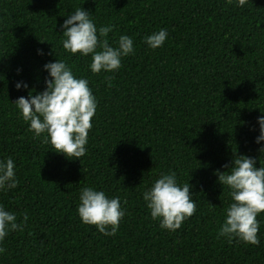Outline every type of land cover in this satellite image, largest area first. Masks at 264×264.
<instances>
[{
    "label": "trees",
    "instance_id": "16d2710c",
    "mask_svg": "<svg viewBox=\"0 0 264 264\" xmlns=\"http://www.w3.org/2000/svg\"><path fill=\"white\" fill-rule=\"evenodd\" d=\"M234 3L0 0V158L14 159L18 181L0 191V204L23 223L0 242V264H264V212L259 244L216 235L229 198L215 170H225L235 151L259 155L256 117L264 115V0ZM80 6L97 27L114 26L109 43L133 38L134 52L118 70L92 73L90 56L61 47L60 24ZM160 28L168 37L149 49L143 37ZM55 55L88 79L97 99L80 160L34 137L11 102L43 89L42 65ZM16 81L29 89L17 90ZM169 170L190 184L196 205L175 231L151 219L141 196ZM86 185L120 197L125 214L114 235L80 222Z\"/></svg>",
    "mask_w": 264,
    "mask_h": 264
},
{
    "label": "clouds",
    "instance_id": "9594fccd",
    "mask_svg": "<svg viewBox=\"0 0 264 264\" xmlns=\"http://www.w3.org/2000/svg\"><path fill=\"white\" fill-rule=\"evenodd\" d=\"M228 2L232 3V0ZM247 2L235 0L234 6L243 8ZM113 27L112 24L97 27L90 11L77 7L60 24L61 47L71 54L90 56L88 67L92 73L114 72L121 67L122 58L134 52V47L133 38L126 34H120L109 43L108 34ZM167 37V30L160 28L145 35L143 40L149 49H156ZM37 54L45 53L38 48ZM55 57L42 65L47 72L43 89L35 91L29 89L26 81H16L14 87L17 90H29L27 96L20 95L11 102L34 137H41L43 143L51 145L50 149L67 159L80 160L87 151L88 130L92 128L97 99L88 79L75 75L64 60ZM256 121L258 135L254 142L258 145L259 155L253 157L235 151L230 162L222 166L225 170H215L217 181L223 189L227 188L229 198L216 235L228 242L233 238L253 245L260 242L257 233L261 221L257 216L264 212V162L261 161L264 157V115H258ZM17 183L14 159L11 156L0 158V191L14 189ZM141 196L151 219L158 220L159 226L169 231L178 229L196 209L190 184L178 181L172 170L161 172L142 190ZM121 203L119 196L110 197L103 189L86 185L79 190L76 213L81 223L95 225L96 230L106 236L114 235L125 214ZM22 215L26 220L27 214ZM17 230H23V223L17 222L15 212L0 204V242L9 232Z\"/></svg>",
    "mask_w": 264,
    "mask_h": 264
}]
</instances>
